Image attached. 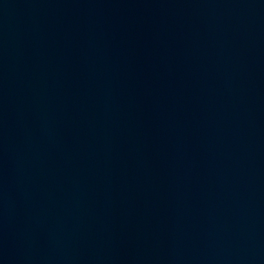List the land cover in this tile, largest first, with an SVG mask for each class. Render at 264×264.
Listing matches in <instances>:
<instances>
[{
	"label": "water",
	"instance_id": "95a60500",
	"mask_svg": "<svg viewBox=\"0 0 264 264\" xmlns=\"http://www.w3.org/2000/svg\"><path fill=\"white\" fill-rule=\"evenodd\" d=\"M0 264H264V0H0Z\"/></svg>",
	"mask_w": 264,
	"mask_h": 264
}]
</instances>
